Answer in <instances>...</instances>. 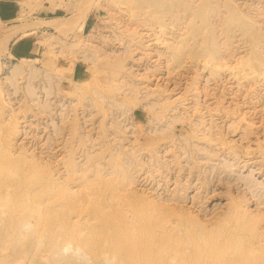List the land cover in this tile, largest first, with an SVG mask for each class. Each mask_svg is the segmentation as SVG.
Listing matches in <instances>:
<instances>
[{
  "label": "rangeland",
  "instance_id": "rangeland-1",
  "mask_svg": "<svg viewBox=\"0 0 264 264\" xmlns=\"http://www.w3.org/2000/svg\"><path fill=\"white\" fill-rule=\"evenodd\" d=\"M10 1L19 15L0 24V57L26 29L34 48L0 62V211H10L0 212V264H28L63 215L75 226L67 199L82 219L72 231L89 238L83 220L98 199L85 177L115 169L125 175L113 190L158 234L207 240L204 264L217 247L215 264H264V0L160 12L139 0ZM50 173V198L25 207L23 193L45 191ZM113 190L102 191L114 201ZM176 221L184 227L170 231Z\"/></svg>",
  "mask_w": 264,
  "mask_h": 264
},
{
  "label": "bare ground",
  "instance_id": "bare-ground-1",
  "mask_svg": "<svg viewBox=\"0 0 264 264\" xmlns=\"http://www.w3.org/2000/svg\"><path fill=\"white\" fill-rule=\"evenodd\" d=\"M193 1L194 0H176L172 2L171 0H139L138 3L143 5L142 8L144 9L151 8L154 11L156 10L160 12L161 10L168 8L171 10H175L176 8L190 10V6L193 4ZM193 8H195V6H193ZM203 10L206 9L203 8ZM203 12L202 10H195L193 12L191 11L193 16H196L193 18L198 17L205 19L204 14L207 15V13ZM78 18L79 17L77 16V20ZM73 21L76 22V18L75 20L73 19ZM62 27L63 26H61V28ZM61 28L59 31H63ZM205 43L210 44V46H212L210 50L211 53L216 54V47L212 32L208 31L206 33ZM206 47L208 46L204 45V49ZM108 171L104 170V172H102L101 170H96L91 176L85 177L90 185H94L92 186V194L98 199L95 201L96 206L92 207L91 212L87 214L86 217L82 216L84 217V227H86L85 229L88 230L90 239L87 238V236L85 238V236L81 234V231L84 229L80 228L81 230L78 229L77 231L76 229V231H72L75 230V227L79 225L77 223H80V220L82 219L80 213H77L76 209L71 204L72 202L69 201L71 199H67V202L64 203L68 207L67 211L69 215L72 213L76 214V216L73 218H77L78 221L75 222V226L72 227L73 229L71 228L69 230L67 227H65V224H67V221L72 219V217L67 218L65 215H63L61 219V225H57V230L55 229L57 232L54 231L52 234L53 236L50 235L49 232H46L48 235L46 242L43 244V247H41V250L38 251V255L34 259L30 260L28 264H204L202 255L207 251L206 246L209 245L207 240L195 239L194 237H196V233H193L190 237L187 234L186 239L182 240H170L164 235V233L158 234L155 227L157 222L154 219L145 215L142 210L135 209L129 204L126 205L123 196L118 194L119 191L113 190L116 184H118L115 182V180L121 175L124 177L125 171L123 169ZM122 171L123 174L121 173ZM73 172L75 173V171L72 170L69 172V174ZM48 176L49 178H47L46 181L47 186L45 187V191L41 189L40 191L36 192V190H33L32 188H27L26 192L23 193L28 201L27 204L24 205L25 207L28 206V208H30L34 204H38L40 206V204H44L42 201L50 198L49 196L52 195L51 187L52 184L56 183V179L52 178L51 173ZM106 177L113 178L108 180ZM76 179H78V177H74L71 180L75 181ZM17 184H19V182H14L11 186L9 185V187H13L11 189L18 191L19 186ZM15 186L16 188H14ZM97 187L100 188V190H97ZM103 189H110L109 192L113 190V194L115 193L119 196L116 198L118 199L116 203L114 202L116 199L112 201L115 196L112 197L111 195H108V198L105 197L106 193L102 191ZM120 190L122 191L123 189ZM6 191L4 190V192ZM6 194L9 195L8 193ZM74 194L76 193L72 192V195ZM44 208L46 211L45 215H49V212H51L50 208ZM0 212L4 214L6 212L9 213L10 211L6 210L5 212L4 210ZM42 213L43 212H41V214ZM19 214H24L23 217H33L31 216L30 212L26 214L25 209H22ZM42 217L44 216L42 215ZM45 226L46 224L44 227ZM31 227L32 223L30 221L22 222L19 226V234L22 236L29 234ZM49 227L51 228L52 225H49L46 229H49ZM180 227H184L183 223L181 221H176L171 227L173 229L170 228L169 230L172 231L175 229L174 231L176 232L181 230ZM60 239L66 240L63 243L60 242ZM70 243H74V249H72V246L70 247ZM36 244H39V241H37ZM220 245L222 244L220 243ZM217 248L213 249L212 258H214V261L216 260V262L219 263V260L222 261L224 259H221L224 256V252L221 254V249L218 248L219 250H216ZM221 248L223 249V246H221ZM237 253H239V250H237ZM242 256L240 253L236 255L234 254L235 259L236 257L240 259ZM214 261L212 262L215 264L216 262ZM212 262L210 261V263Z\"/></svg>",
  "mask_w": 264,
  "mask_h": 264
},
{
  "label": "crops",
  "instance_id": "crops-1",
  "mask_svg": "<svg viewBox=\"0 0 264 264\" xmlns=\"http://www.w3.org/2000/svg\"><path fill=\"white\" fill-rule=\"evenodd\" d=\"M19 15V10L12 1L0 0V24L8 25L16 21ZM42 21H48L46 19H40ZM22 25V24H21ZM18 26V25H14ZM42 28V27H41ZM40 32V31H39ZM33 31L26 29L20 31L19 33L13 35L12 37L8 36V44L6 47V52L0 57V62L7 63L11 59H16L21 55H25L32 51L34 48V42H25L22 40L23 36L31 35ZM10 35V34H9Z\"/></svg>",
  "mask_w": 264,
  "mask_h": 264
}]
</instances>
